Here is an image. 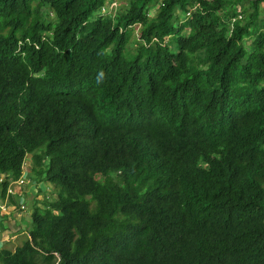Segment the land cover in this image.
Listing matches in <instances>:
<instances>
[{
    "label": "trees",
    "instance_id": "trees-1",
    "mask_svg": "<svg viewBox=\"0 0 264 264\" xmlns=\"http://www.w3.org/2000/svg\"><path fill=\"white\" fill-rule=\"evenodd\" d=\"M262 8L0 0V264H264Z\"/></svg>",
    "mask_w": 264,
    "mask_h": 264
},
{
    "label": "clouds",
    "instance_id": "clouds-1",
    "mask_svg": "<svg viewBox=\"0 0 264 264\" xmlns=\"http://www.w3.org/2000/svg\"><path fill=\"white\" fill-rule=\"evenodd\" d=\"M113 103L115 104V106H116V110H115V112L108 118V122H107V124L106 125H100V130H104V131H106L107 133H109V130H110V125H111V118H112V116L114 115V114H116L121 108L118 106V104L113 100ZM69 123L70 122H66V121H62V123H61V132H65V131H73V132H75L73 129H71L70 127H69ZM75 134H77L76 132H75ZM89 147L93 150V157L94 158H97L99 155H98V153L99 152H102L103 153V155L107 152V147L105 146V145H102V144H97V145H89ZM28 161H25L24 162V165H23V167L25 168V169H29L30 168V163L28 162ZM104 163H105V168L109 165V164H111V155L107 158V159H105L104 160ZM96 164H97V162H96V160H92V161H90V162H88V163H85V164H83V166L81 167V174L83 173V175L82 176H84V177H91V175H92V173H93V171L95 170V167H96ZM25 172H28V171H25ZM100 176H97V178H99ZM24 178H22L21 177V179H19L18 181H9V184H8V187H7V193H6V197L7 196H10V195H12V196H15V198L17 197V194H19L17 191L15 192V193H13L12 192V187H14V186H18V188L20 187V186H22L23 184H27L28 183V181L29 180H26V179H24ZM30 182V181H29ZM30 188H32L33 190H34V188H33V183H31V186H30ZM30 188H26V189H30ZM25 189V190H26ZM36 193V192H35ZM34 193V194H35ZM32 194V193H31ZM17 200V203H19V198H17L16 199ZM6 202L7 201H3L2 203H0V209H1V206H4L5 205V208L6 209H4V214H7V213H9V211H10V209L12 210V214H14V216L15 215H17L18 216V214H20V213H24V209H27V213H29V211L31 210L30 208H29V206L30 205H28L27 203H26V207H25V205L24 204H20V212L18 213V211L15 209V208H13L12 206H11V203L8 201V203H9V205L10 206H7L6 205ZM8 208H10V209H8ZM5 234V233H4ZM22 236V235H21ZM12 237V236H11Z\"/></svg>",
    "mask_w": 264,
    "mask_h": 264
},
{
    "label": "rangeland",
    "instance_id": "rangeland-1",
    "mask_svg": "<svg viewBox=\"0 0 264 264\" xmlns=\"http://www.w3.org/2000/svg\"><path fill=\"white\" fill-rule=\"evenodd\" d=\"M116 3H117V5H121L120 2H116L115 1V2H113V3H111L109 5V9L110 10H114V8L116 6ZM261 7H263V4L261 5ZM261 10L264 13V9L262 8ZM151 15H153V14H151ZM24 189L25 188L22 187V186H20L19 188H18V186H14V187H12V192L15 193L17 191L19 194H22V192H23ZM24 191H25V194L27 195V197H29V194H31V193L34 194L35 193V190H33L32 188L26 189ZM41 198L42 197H38V196L36 197V199H41ZM33 199H31V201H33ZM29 201H30V198H26V202L29 203ZM6 205L7 206H10L9 203H8V201L6 202ZM25 207H26V203H25ZM4 209H6L5 208V205L4 206H1V210L4 211ZM1 216H3V215H1ZM28 216H29V213H27V212L20 213V214H18V216H13L12 219L9 221V223H7L6 225H10V227L12 228V231L13 232L20 231V229L22 231H25V226H26V223L28 222V219H29ZM29 227H30V225L28 224L27 229ZM27 229H26V231H28ZM7 235L8 234H1L0 236H1V239H3V240L4 239L10 240V243L7 245L8 247H13V246H15V245L18 244V242L20 240L21 233H18V234H15L14 233L13 235L11 233L12 237H10V238H6Z\"/></svg>",
    "mask_w": 264,
    "mask_h": 264
},
{
    "label": "crops",
    "instance_id": "crops-1",
    "mask_svg": "<svg viewBox=\"0 0 264 264\" xmlns=\"http://www.w3.org/2000/svg\"><path fill=\"white\" fill-rule=\"evenodd\" d=\"M15 216H17V215H15Z\"/></svg>",
    "mask_w": 264,
    "mask_h": 264
}]
</instances>
